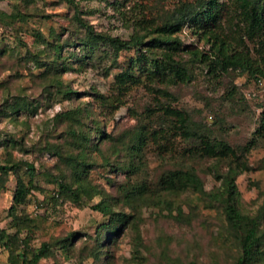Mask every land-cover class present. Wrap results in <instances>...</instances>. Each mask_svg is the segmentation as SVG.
<instances>
[{
    "label": "rangeland",
    "instance_id": "1",
    "mask_svg": "<svg viewBox=\"0 0 264 264\" xmlns=\"http://www.w3.org/2000/svg\"><path fill=\"white\" fill-rule=\"evenodd\" d=\"M174 1L166 0L164 6L171 7ZM77 11L96 30L123 39L133 32L125 18L138 12L122 0H0V164L16 163L19 168L17 173L13 169L0 172V229L11 236L13 244L11 252L0 243V264H13L11 254L24 246L35 249L43 241L67 236V248L55 244L51 254L37 264H232L236 242L226 229L221 207L191 188L164 195L172 201V210L158 199L139 198L130 207L125 204L130 221L118 222L117 230L106 234L100 255L89 256L90 250L98 249L99 226L108 222V216L92 206L105 195L75 198L65 192L59 197L55 179L63 176L70 182L72 169L67 161L82 154L89 163V184L109 193V201H116L117 210H122L123 184L143 178L153 187L174 157L164 159L149 142L139 175L127 168L129 153L115 150L113 144L133 125L156 127L161 111L155 109L151 117L147 108L166 103L187 110L194 121L207 124L212 136L241 151L251 169L235 180L238 206L253 215L264 200V135L257 132L264 79L233 70L215 77L204 62L184 53L192 71L189 82L134 86L120 95L123 103L115 108V103H102L100 96L117 94L114 77L136 53L132 49L120 51L117 57L112 52L106 56L102 46L94 55L86 53L80 44L84 36L75 18ZM178 35L183 45L209 48L187 25ZM67 39L77 43L64 46L58 69L50 68L56 57L52 45ZM62 61L68 64L65 70ZM66 88L73 93L66 95L62 91ZM82 131L87 142L80 138ZM98 131L111 138L100 140ZM137 133L133 130L132 137ZM176 140L179 148L187 144L180 137ZM248 142V149L242 150ZM25 162L34 164V175L27 173ZM184 162L196 167L206 191L220 187L213 169L224 170L226 160L185 158ZM18 178L30 192L24 203L12 209ZM178 205L183 217H175ZM15 264L26 263L18 259Z\"/></svg>",
    "mask_w": 264,
    "mask_h": 264
},
{
    "label": "trees",
    "instance_id": "2",
    "mask_svg": "<svg viewBox=\"0 0 264 264\" xmlns=\"http://www.w3.org/2000/svg\"><path fill=\"white\" fill-rule=\"evenodd\" d=\"M165 2L166 0H122L123 5L132 4V8L138 10L132 18H125L133 28L131 36L126 39L98 31L78 11L75 14L84 36L80 44L86 53L94 55L96 49H100L101 46L104 47L106 56L112 52L114 57H117L120 51L132 49L136 53L135 57L130 59L127 68L114 77L117 94L101 95L102 103H115L117 108L123 103L120 95L143 83L152 86L153 83L171 85L189 82L192 71L188 64L189 60L183 56L184 53L189 54L192 60L204 62L207 72L215 77L233 70L247 73L256 80L264 79V0H175L170 4L171 7L164 6ZM120 13L124 16V12ZM184 25L191 27L198 39H205L210 44L208 50L194 45H183L178 33ZM67 40L52 45L56 57L50 68L58 69L57 63L63 57L60 52L64 46L77 43L74 40ZM250 43L254 44L252 49L249 47ZM62 63L64 65L62 70H65L68 64L64 61ZM56 82L61 85L60 80L57 79ZM155 90L163 95H169L160 88ZM62 91L66 95L73 93L71 88ZM155 109L161 111L159 114L161 116L156 117L158 119L156 127H153L152 123L150 126L146 123L133 125L125 134L116 138L113 146L115 150H125L129 153L130 163L127 168L138 172L139 175L143 169L141 159L144 149L149 142L155 146L156 153L164 159H167L166 155L173 156L174 159L167 160L168 165L161 170L151 188L143 178L135 180L132 184H123L122 210H117L116 201H109V193L100 192L89 184L87 177L89 163L82 154L67 161L72 169L70 182L63 180V176L55 179L59 186L56 195L59 197L65 192L75 198L81 197L82 194L105 195L92 207L108 216V222L99 226L101 231L97 235L98 249L90 250L88 255L96 257L100 255L99 252L102 250L100 246L106 234L117 230L118 222L124 221L125 225L130 221L128 214L123 210L125 204L130 207L132 202L139 198L146 201L158 199L166 202V207L172 210V201H168L164 195L191 188L206 195L207 202H216L221 207V213L227 223L226 229L236 242V254L232 264H264V200L253 215L242 212L238 206L235 180L240 173L251 169L241 151L228 142L212 136L207 124L194 121L187 110L165 103L158 108H147V116L152 117ZM133 130L138 131L135 137H132ZM257 132L264 135V103L261 104ZM98 136L100 140L111 138L109 133L102 131H98ZM125 136H128V139ZM177 137L187 144L179 148ZM80 138L84 142L89 139L83 135V131ZM248 147L249 142L242 150ZM177 156L182 158L178 159ZM185 158L226 160L224 170L218 167L213 169L214 178L220 181V187L206 191L196 167L192 163L186 164ZM24 165L29 175L35 174L33 163L25 162ZM12 169L17 173L19 168L16 163L0 164L1 173H7ZM72 184H76V187L73 188ZM29 192V187L18 178L11 208L15 209L24 203ZM175 209L177 210L175 217H183L182 207L178 205ZM55 240L43 241L35 249L24 246L15 254H11L10 261L15 264L21 259L26 264H37L42 257L51 254L55 244L61 243L63 248L69 245L67 242L69 236L64 240ZM0 243L13 251L11 236L4 229H0Z\"/></svg>",
    "mask_w": 264,
    "mask_h": 264
}]
</instances>
